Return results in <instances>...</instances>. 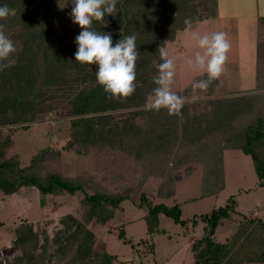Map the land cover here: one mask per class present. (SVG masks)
<instances>
[{"label": "trees", "instance_id": "obj_1", "mask_svg": "<svg viewBox=\"0 0 264 264\" xmlns=\"http://www.w3.org/2000/svg\"><path fill=\"white\" fill-rule=\"evenodd\" d=\"M63 1L0 0V6L7 5L15 11L7 19H0V24L5 26L6 35L17 47L13 54L15 66L0 72V126H9L8 132H0V190L4 194L34 186L43 195V205L47 194H75L80 191L84 194L82 206L86 215L90 219L107 222L123 201L139 193L141 201H148L146 219L148 232L153 234L164 232L160 228V216L163 214L178 224L186 225L187 221L182 218L180 204L152 203L147 199L144 186L151 176L164 179V189L161 187L164 193L161 195L166 198L176 194L177 183L184 175H191L196 165L202 164L201 197L215 196L226 186L225 151L237 148L252 157L256 174L264 185V65L258 67L255 90L242 95L239 102L233 99L222 102L207 100L210 108L202 109L201 101H185L178 116L169 115L167 109L158 112L142 110L141 125L134 127L131 124L121 129L117 123L108 122L112 120L110 113L144 106L148 94H152L156 87L153 77L158 74V65L162 62L158 51L160 43L152 39L154 42L150 46L139 39L136 32L138 24L144 23L150 12L157 8L161 10L164 2L180 9L183 4L188 5L189 0H117L115 15L106 14L102 21H93L92 30L110 33L113 46L123 36L135 35L137 38L140 57L136 63V90L126 99L109 98L96 81L95 64L76 62L78 45L75 38L81 28L71 41L65 42L56 36L57 21L66 18L73 7L72 0H68L69 8H62ZM197 1L201 4V15L196 16L194 8L185 19H191L194 24L218 17V0ZM181 23L179 29L185 26V22ZM262 56L264 49H260V58ZM202 79H207L206 73L199 77ZM218 83L219 79L213 81L205 95H213ZM47 89L50 99L66 96L71 100V134L63 149L86 154L91 148L103 150L109 147L126 153V157H134L141 165L136 169L142 176L138 184L114 193L95 176H67L61 167L62 150L59 148L40 150L27 165H22L18 155H7L14 144L15 132L26 128L24 123L37 119L41 96ZM105 120L107 127L102 126ZM237 206L235 195H231L225 205L194 217V225L199 219L205 223L203 235L191 244L194 264L264 263L263 218L244 217L226 240L217 239L220 226L235 218ZM62 222L64 229L55 239L60 245L58 254L62 255L64 247L68 251L70 241L83 235L74 253L81 258L80 264H89L94 255V232L72 215ZM14 232L13 248L24 247L22 255L30 264H49L46 260L49 236L40 243V231L28 222L20 223ZM118 236L125 243L134 245L133 240L127 238L124 226L120 227ZM32 241L34 247L28 249L26 246ZM112 258L116 256L108 257L109 260Z\"/></svg>", "mask_w": 264, "mask_h": 264}, {"label": "rangeland", "instance_id": "obj_2", "mask_svg": "<svg viewBox=\"0 0 264 264\" xmlns=\"http://www.w3.org/2000/svg\"><path fill=\"white\" fill-rule=\"evenodd\" d=\"M67 1H63L62 8H69ZM231 2H222L223 8L218 9L221 11L218 17L196 22L191 24V27L185 25L180 29L178 27L181 22L184 23L185 17L191 15V9L195 8L196 16L201 15V4L197 0L194 2L189 0L188 5L183 4L179 9L169 2H164L162 8L159 6L161 10L157 8L152 11L153 13L150 12V17L148 16L145 22L139 23L137 27L139 39L150 46L157 40L160 47L167 51L169 58L174 60L175 78L172 90L183 96L185 101H201L202 109L210 108L207 100L233 99L239 102L242 95L255 90L256 72L258 67L264 65V56L259 62L256 50L257 44H260V47L264 46V21L259 25L260 21L257 18L256 25L252 27L248 22L240 23L243 19L238 22L236 18L233 19L235 5L240 7V10H237L239 7L235 9L236 12H246V16L253 18L256 13L264 10L261 8L264 2L259 4L257 10L252 1ZM177 12L179 13L176 14ZM79 29L80 26L73 23L71 15L67 14L66 18L62 17L57 21L56 36L65 42L71 41ZM218 31L226 32L231 44L225 71L219 78L213 95H205V92L200 90L193 93L191 84L205 74L187 65L188 58H194L197 51H202L196 47L193 33L203 35ZM255 57L258 58L259 66ZM48 90L42 93V104L39 108L41 110L37 119L24 123L27 127L15 132L14 144L7 155H18L22 165H27L40 150L46 147L59 148L62 150L61 167L67 176H95L114 193L138 184L142 176L140 170L136 169H140L141 165L134 157H126V153L109 147L103 150L91 148L86 154L63 149L71 134L72 116L69 112L71 100L65 98L66 96L50 99ZM150 95L148 94L147 99ZM142 110H146L145 105L140 108L129 107L113 111L110 113L112 120L108 122L117 123L121 129L131 124L137 127L136 124L143 123ZM108 122L103 121L102 126L107 127ZM8 128V125L0 126V132H8ZM225 167L224 190L218 195L208 197H201L202 164H197L191 175H184L177 183L176 194L166 198L162 197L164 194L161 195L164 193L161 191V187L164 189V179L161 176H151L144 186L147 199L152 203L180 204L183 210L182 218L187 221L186 225L178 224L163 214L160 216V228L164 229V232L153 234L148 232L146 219L148 201H141L139 193L123 201L111 219L101 222L86 215L82 206L84 194L80 191L75 194H47L42 205L43 195L34 186L22 187L13 194H4L0 190V264H30L22 255L24 247L13 248V241L16 238L14 230L22 222L32 224L35 230L40 231V243H44L45 236H49L50 242L46 253L49 264H80L81 258L76 257L74 252L83 235L72 239L68 251L64 247L62 255L58 254L60 245L55 242L59 231L64 229L62 219L69 215L83 222L96 236L94 255L89 264H194L191 244L203 235L205 225L201 219L196 225L193 224L196 215L225 205L228 198L235 195L238 212L233 220H226L218 229L217 239L220 241L226 240L238 228L244 217L264 219V185H261L256 174L252 157L242 149H227ZM121 226H124L127 238H131L134 245L119 238ZM28 244L26 247L33 249V241ZM109 256L116 258L109 260Z\"/></svg>", "mask_w": 264, "mask_h": 264}, {"label": "clouds", "instance_id": "obj_3", "mask_svg": "<svg viewBox=\"0 0 264 264\" xmlns=\"http://www.w3.org/2000/svg\"><path fill=\"white\" fill-rule=\"evenodd\" d=\"M71 18L82 31L75 38L78 45L75 60L81 65L95 64L96 81L102 86L110 99H126L136 90V63L140 52L136 47V36H123L113 46L112 35L101 34L92 30L93 21H102L104 16L115 15L117 0H72ZM15 11L7 5L0 6V19H7ZM192 20L186 19L185 25L191 27ZM197 51L194 58L187 59V65L200 70L207 79L191 84L193 93L197 90L206 92L211 83L218 80L225 71L231 44L226 32L218 31L211 34L193 33ZM161 63L158 74L153 77L156 87L148 97L145 109L160 111L167 109L169 115H180L185 98L172 90L175 78V63L169 58L163 47L159 48ZM17 52L16 44L5 33V26L0 24V72L15 66L13 56Z\"/></svg>", "mask_w": 264, "mask_h": 264}, {"label": "crops", "instance_id": "obj_4", "mask_svg": "<svg viewBox=\"0 0 264 264\" xmlns=\"http://www.w3.org/2000/svg\"><path fill=\"white\" fill-rule=\"evenodd\" d=\"M230 1H232L231 3H233V2L243 3L244 1H252L253 3H255L254 8H256V10L258 9V6H260L264 2V0H218L219 9L222 10V8H223L222 2L223 3H225V2L230 3ZM238 7H237V5L234 6L235 9ZM261 8L264 9V4L261 5ZM235 9H234V13H233V19L236 18V22H238V20L243 19L240 23H243V21L248 22L252 27H254L256 25L255 22L257 21V18H258V21H260L258 23L259 25L261 24V22L264 21V10H262L258 14L255 12L256 14L254 15L253 18H251V17L245 15V14H247L246 12L245 13L236 12ZM220 10H219V12L221 13ZM237 10H240V7ZM219 12H218V15H219ZM260 49H264V46L260 47V44H257L256 50H258L257 56L259 59H260ZM258 58L256 59V57H255V61L257 64H258V61H257ZM256 77H257V75H256Z\"/></svg>", "mask_w": 264, "mask_h": 264}]
</instances>
